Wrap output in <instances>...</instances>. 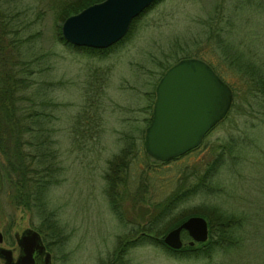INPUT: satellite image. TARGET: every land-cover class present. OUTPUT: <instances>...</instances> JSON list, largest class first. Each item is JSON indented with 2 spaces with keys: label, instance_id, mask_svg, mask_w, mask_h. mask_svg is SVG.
<instances>
[{
  "label": "rangeland",
  "instance_id": "374dc122",
  "mask_svg": "<svg viewBox=\"0 0 264 264\" xmlns=\"http://www.w3.org/2000/svg\"><path fill=\"white\" fill-rule=\"evenodd\" d=\"M75 1L19 0L16 5L28 15L23 20L29 21L25 35L33 40L38 56L37 85L49 89L57 103L52 134L62 172L45 198L61 227L60 231L47 229L42 217L5 204L8 195L1 196L0 246H16L14 232L28 227L41 234L55 264H264V126L258 127L251 117L246 121L239 117L229 132V120L219 122L194 149L166 163L153 161L142 143L151 92L161 67L177 57L199 55L225 80L235 83L216 39L247 48L264 59L262 7H254L250 0H158L119 43L102 55L98 52L100 56H88L58 35L62 20L57 10ZM5 5L3 1L1 6ZM237 131L244 133L243 146L239 162L233 163L227 145L234 138L228 135ZM126 142L133 159L119 173L123 182L115 188V208L103 176L107 159ZM215 156L218 163L211 170L207 193L191 195L173 214L195 212L215 203L243 215L240 230L228 247L179 256L157 243L140 242L116 251L120 238L124 244L136 238L130 235L134 221L145 223L154 204L163 202L185 172L200 175ZM188 238L183 237L185 244Z\"/></svg>",
  "mask_w": 264,
  "mask_h": 264
},
{
  "label": "trees",
  "instance_id": "16d2710c",
  "mask_svg": "<svg viewBox=\"0 0 264 264\" xmlns=\"http://www.w3.org/2000/svg\"><path fill=\"white\" fill-rule=\"evenodd\" d=\"M3 1H6L5 7L1 6ZM96 1L99 0H76L66 3L58 8L57 18L62 20L65 16ZM157 1L154 0L133 17L125 34L113 44L102 48L84 45L72 46L82 50L88 56H100L97 54L98 52H101L102 55L125 38L136 19ZM250 1L254 7H262L261 9L264 10V0ZM17 4H19V0H0V197L8 195L5 204L33 211L38 215V218L44 219L42 222H46L47 229L60 231L61 224L58 223L56 211L49 207L45 198L49 188L59 181L62 172V166L57 159L59 152L56 140L52 134L54 131L53 111L57 103L51 99L50 92L48 94L49 89L37 85L36 75L40 70L38 56L33 47V40L25 35L28 34L29 21L24 20L28 19V15L21 8L18 9ZM260 11L262 12V10ZM58 35L63 41L60 33ZM221 41L222 39L217 38L216 46H222L218 51H221L220 55L227 62L231 73L235 74L236 82L225 80V77L217 71L214 65L204 59L232 90L230 107L216 124L229 120V126L226 128L230 132L237 118L243 117V121H246V118L251 117L258 123V127L264 126V59L258 58L247 48L243 49L239 45ZM168 65L161 67L162 71ZM45 86L48 87V84ZM153 93L151 92L150 108ZM148 120L149 117L146 123ZM228 136L234 138V141L227 145L229 160L238 163L244 133L240 131L239 135L238 131L231 132V135ZM130 147L129 142L124 143L119 151L106 161L103 177L106 180L109 198L114 202L115 208L118 205V193L115 188L117 182H123L119 173L125 171L126 161L133 159L132 156H129ZM183 154L162 161L151 159L166 163ZM217 163L218 157L215 156L200 175H196L193 171L185 172L182 178L177 180V186L167 194L163 202L154 204L145 223L139 224L138 221H134L130 235L134 234L136 238L125 244L120 238L116 251L122 252L126 245L140 242L157 243L164 250L174 252L179 256H198L228 247L235 240V233L240 230L243 215L226 210L215 203L195 212H183L177 216L173 214L178 205L191 195L200 192L207 193L210 173L212 169H216ZM143 176L148 179V176ZM191 213H199L207 219V238L191 245L184 243L177 249L164 245L161 240L162 233ZM3 216L4 213L0 209V219ZM9 225L8 222L7 226H4L3 232H7ZM181 235L184 237L186 233L182 231Z\"/></svg>",
  "mask_w": 264,
  "mask_h": 264
},
{
  "label": "water",
  "instance_id": "95a60500",
  "mask_svg": "<svg viewBox=\"0 0 264 264\" xmlns=\"http://www.w3.org/2000/svg\"><path fill=\"white\" fill-rule=\"evenodd\" d=\"M153 1L90 3L63 18L61 36L74 45L106 47L121 38L131 19ZM231 101V88L206 61L196 56L178 58L164 69L154 85L151 114L143 132L145 152L162 161L197 146L204 133L223 118ZM181 229L190 237L188 244L207 237L206 219L188 215L163 234V243L178 248L182 244ZM14 238L18 248L15 257L11 248L0 246L4 264H50L37 230L24 228L20 233L14 232Z\"/></svg>",
  "mask_w": 264,
  "mask_h": 264
},
{
  "label": "flooded vegetation",
  "instance_id": "af4514ba",
  "mask_svg": "<svg viewBox=\"0 0 264 264\" xmlns=\"http://www.w3.org/2000/svg\"><path fill=\"white\" fill-rule=\"evenodd\" d=\"M40 236H41V234H40ZM41 239H42L43 244H44V251H47L48 254H49V262H50V264H55V262L53 261V259H52V257H51V253L47 250V245H46V243L44 242L42 236H41ZM181 245H183V243H182ZM181 245H180V246H181ZM180 246H179V247H180ZM179 247H178V248H179ZM8 248H9V247H8ZM175 249H177V248H175ZM11 250H12V255H13V257H15L16 254H17V251H18L17 246H13V248H11ZM13 250H14V252H15V255L13 254ZM35 254H36V253H35ZM39 258H40V257H39ZM41 258H43V254L41 255ZM36 260H37V255H36ZM36 260H34V262H35ZM1 261H2V260H1Z\"/></svg>",
  "mask_w": 264,
  "mask_h": 264
}]
</instances>
